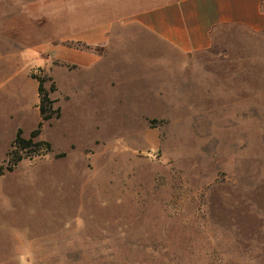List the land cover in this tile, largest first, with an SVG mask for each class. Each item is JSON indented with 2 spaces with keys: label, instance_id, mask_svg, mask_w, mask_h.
Instances as JSON below:
<instances>
[{
  "label": "rangeland",
  "instance_id": "1",
  "mask_svg": "<svg viewBox=\"0 0 264 264\" xmlns=\"http://www.w3.org/2000/svg\"><path fill=\"white\" fill-rule=\"evenodd\" d=\"M42 29L23 77L0 69V264H264V36L223 27L183 56L117 29L80 69ZM33 76L52 150L8 172L41 122Z\"/></svg>",
  "mask_w": 264,
  "mask_h": 264
},
{
  "label": "crops",
  "instance_id": "2",
  "mask_svg": "<svg viewBox=\"0 0 264 264\" xmlns=\"http://www.w3.org/2000/svg\"><path fill=\"white\" fill-rule=\"evenodd\" d=\"M43 18L53 28L50 58L80 69L103 58L91 49L112 45L117 29L145 33L183 56L211 50L223 27L264 36V0H0V69L8 79L23 77L27 56L42 50Z\"/></svg>",
  "mask_w": 264,
  "mask_h": 264
},
{
  "label": "trees",
  "instance_id": "3",
  "mask_svg": "<svg viewBox=\"0 0 264 264\" xmlns=\"http://www.w3.org/2000/svg\"><path fill=\"white\" fill-rule=\"evenodd\" d=\"M38 93L40 98L39 112L41 122L38 128L31 134L29 139L23 137V131L18 130V133L11 145V151L9 153L8 172H13L15 167L25 159H34L49 154L52 150L51 144L40 138L41 128L44 122L50 121L54 118H60V109L54 107L56 101L51 100L49 94L45 90L43 79H38ZM52 92L56 91V87L53 86Z\"/></svg>",
  "mask_w": 264,
  "mask_h": 264
}]
</instances>
